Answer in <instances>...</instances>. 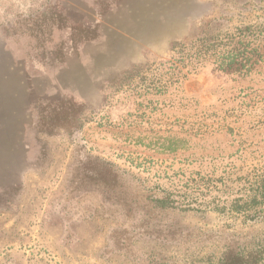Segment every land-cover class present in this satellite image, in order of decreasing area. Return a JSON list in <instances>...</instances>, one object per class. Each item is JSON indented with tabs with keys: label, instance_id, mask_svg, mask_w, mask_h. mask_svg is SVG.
Listing matches in <instances>:
<instances>
[{
	"label": "rangeland",
	"instance_id": "374dc122",
	"mask_svg": "<svg viewBox=\"0 0 264 264\" xmlns=\"http://www.w3.org/2000/svg\"><path fill=\"white\" fill-rule=\"evenodd\" d=\"M263 156L264 0H0V264H264Z\"/></svg>",
	"mask_w": 264,
	"mask_h": 264
},
{
	"label": "trees",
	"instance_id": "16d2710c",
	"mask_svg": "<svg viewBox=\"0 0 264 264\" xmlns=\"http://www.w3.org/2000/svg\"><path fill=\"white\" fill-rule=\"evenodd\" d=\"M262 158V161L258 162L259 165L250 167L248 176L242 179L243 183L239 190L241 195L234 199L229 206L233 217L241 218L244 221H257L264 216V156ZM215 182L213 178L199 176L197 179L191 180L192 188L189 190L195 193L198 190H203V187L210 188L211 183ZM198 185L199 188H195ZM168 202V204H174L173 199Z\"/></svg>",
	"mask_w": 264,
	"mask_h": 264
}]
</instances>
